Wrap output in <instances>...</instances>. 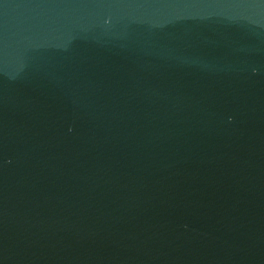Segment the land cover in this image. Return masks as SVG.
<instances>
[{
	"label": "water",
	"instance_id": "95a60500",
	"mask_svg": "<svg viewBox=\"0 0 264 264\" xmlns=\"http://www.w3.org/2000/svg\"><path fill=\"white\" fill-rule=\"evenodd\" d=\"M0 264H264V0H0Z\"/></svg>",
	"mask_w": 264,
	"mask_h": 264
}]
</instances>
